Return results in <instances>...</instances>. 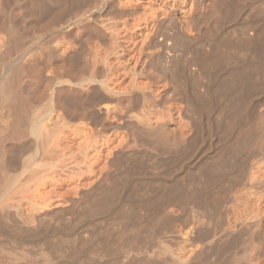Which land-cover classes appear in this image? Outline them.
<instances>
[{"label": "bare ground", "instance_id": "bare-ground-1", "mask_svg": "<svg viewBox=\"0 0 264 264\" xmlns=\"http://www.w3.org/2000/svg\"><path fill=\"white\" fill-rule=\"evenodd\" d=\"M258 105L264 0H0V264H264Z\"/></svg>", "mask_w": 264, "mask_h": 264}, {"label": "rangeland", "instance_id": "rangeland-1", "mask_svg": "<svg viewBox=\"0 0 264 264\" xmlns=\"http://www.w3.org/2000/svg\"><path fill=\"white\" fill-rule=\"evenodd\" d=\"M257 108V109H256ZM259 108V109H258ZM255 111V112H254ZM257 111V112H256ZM251 116L252 117H254V119H259V115H260V119L259 120H255V121H253L254 119L253 118H250L251 120V123L253 124V122H254V124H253V126L254 127H257V128H259L260 130H264V105H258V106H254L253 108H252V110H251ZM254 114V115H253ZM256 114V115H255ZM257 117V118H256ZM258 129V130H259ZM212 142L209 144L210 146H211V144H215L214 146H211V148H210V146H206V147H203L202 148V150H204L203 152H201V154L202 155H206V154H212L213 153V150L215 151V149H216V147L217 146H219L220 145V143L222 142H219L217 139H216V136L213 134V137H212ZM215 140V141H214ZM214 141V142H213ZM261 144H262V142H260ZM261 144H259V145H261ZM217 145V146H216ZM259 145H258V147H259ZM264 145V144H263ZM262 145V146H263ZM262 146H260L259 147V149H261L260 151H262L263 152V154H254V153H258V151H259V149H256V151L253 153V155H255L254 157H253V155H252V157H251V159H253V160H259V158H261V160H263L264 159V147H262ZM152 146H147V149H150V150H147V152L145 151L143 154H142V156H141V158H142V160L141 161H145V162H143L145 165H147L148 164V166H144L145 168L143 169V171L145 172V175L143 174L144 172L142 171L141 173L143 174L142 176L145 178V177H147V178H152V172L154 171L153 169H152V167H154L153 165L154 164H152V163H154V161H156L157 159H158V157H156V156H158L159 155V150L156 148V147H153V148H151ZM207 147H208V149H207ZM213 147H215V149L213 148ZM259 151V152H260ZM150 152V153H149ZM210 152V153H209ZM148 153V154H147ZM158 153V154H157ZM206 153V154H205ZM156 157V158H155ZM186 156H184V157H182V158H179L178 160H175V162H171V164H172V166H171V164H169V167H168V165H166L167 167H166V170H164V171H166L165 173H167V176H169V177H173V176H176L177 178L178 177H180V178H182V179H184L183 177H186V175H187V171H186V169L188 168V167H190V162H189V157H186ZM189 158V159H188ZM188 159V160H187ZM149 168V169H148ZM151 169V170H150ZM146 172H148V173H146ZM150 175V176H149ZM150 178V179H151ZM144 192V191H143ZM146 196V195H145ZM151 205H149L148 207H150ZM141 207V206H140ZM143 207H141V208H137L138 210H136L137 211V213H139L140 212V214L141 215H139L138 214V218H139V216H140V221H144V219L146 218V216H147V221L146 222H148V220L149 221H156L155 220V217H153L154 219L152 220L151 219V217L153 216V214H151V212H153V210H152V206L150 207V209L148 210L147 209V206H145V208L146 209H142ZM141 209H142V211L144 210V212H142L141 211ZM147 210V211H146ZM142 212V213H141ZM143 213H145L146 214V216H144V219L141 217L142 216V214ZM149 214V215H148ZM152 216H151V215ZM136 215V216H135ZM135 215H134V217H136V219H137V214H136V212H135ZM151 216V217H150ZM108 217V216H107ZM142 218V219H141ZM134 220H133V222H140L139 221V219L138 220H136L135 218H133ZM136 220V221H135ZM153 221V222H154ZM152 222V223H153ZM210 222V221H209ZM142 223V222H141ZM145 223V222H144ZM151 224V223H150ZM79 225V224H78ZM80 226V227H79ZM79 226H77V227H75V229H77V230H81V232L80 231H78V232H76L77 230H75L74 228H72L71 230H62V231H60L61 233H63V234H66V235H69V236H71L70 234L71 233H73L74 234V231H75V235L76 234H79V235H81V234H83L82 233V231L84 232V234L86 233V231L84 230V229H86V227H87V225H85V224H82V226L81 225H79ZM79 227V228H78ZM99 227L100 228H102L103 227V224H101V225H99ZM7 228L5 229V227H0V240H7V237H8V235H7ZM100 230V229H99ZM6 231V232H5ZM65 231H67V232H65ZM73 231V232H72ZM146 231V230H145ZM147 232V233H146ZM146 232H144V237L146 236V235H148V229H147V231ZM81 233V234H80ZM72 234V235H73ZM57 235H59V233L57 234ZM75 235H73L74 237H77V236H75ZM82 236V235H81ZM51 237V236H50ZM72 237V236H71ZM244 237H245V235H242L241 237H240V239H239V242H238V244L233 248V251H235V252H237V253H240L241 251H242V246H240L241 244H242V242L244 241ZM56 238V237H55ZM54 238V239H55ZM73 238V237H72ZM240 246V248H238V247ZM236 248V249H235ZM232 251V250H231ZM228 257H230V254L228 255V254H226V256H225V261H227L225 264H228V261L230 262L231 260L230 259H228ZM86 258V257H85ZM61 262L59 263V264H61L62 263V258H58ZM57 259V260H58ZM90 259V257L89 258H86V263H87V260H89ZM93 259V258H92ZM92 259H90V260H92ZM107 259V258H106ZM227 259V260H226ZM90 260L88 261V263H90ZM94 260V261H93ZM91 262H92V264H94L93 262H95V260L96 259H93ZM98 261H99V264L100 263H102L103 264V262L105 261H100V260H96V263H98ZM85 263V264H86ZM251 262H249V263H247V264H250ZM63 264V263H62ZM104 264H106V261L104 262Z\"/></svg>", "mask_w": 264, "mask_h": 264}]
</instances>
